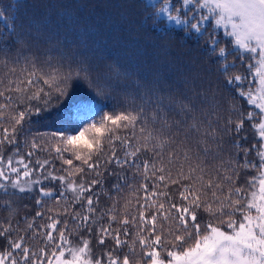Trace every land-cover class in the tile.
Returning a JSON list of instances; mask_svg holds the SVG:
<instances>
[{"label":"snow or ice","instance_id":"obj_1","mask_svg":"<svg viewBox=\"0 0 264 264\" xmlns=\"http://www.w3.org/2000/svg\"><path fill=\"white\" fill-rule=\"evenodd\" d=\"M140 5V11L143 14L142 24L157 30L164 28L160 35H168L169 31L180 30L184 33L185 41L192 39L198 43L208 32V28L205 27L206 22L211 20L212 32L209 33L210 38L206 45L207 53L219 63L218 71L223 74L224 87L233 91L234 96L245 99L250 110L245 114L242 108H237L230 102L229 110L239 112L240 119L234 121L229 116L220 125L221 118L217 116L215 124L220 125L217 128L213 126V121L208 120L205 126V120L197 117L194 97L173 99L170 94H161L158 89L151 92L145 91L142 94L137 93L131 100H126L118 106L113 105L110 111H103L98 106H89L78 116L75 128L62 129L53 134L60 140V146L54 149L55 153L62 159V165L68 166L67 168L62 166L60 169L66 175H56L54 170L47 167L51 163L50 160L37 159L34 168L31 160L26 162L25 156L20 155L16 126H22L25 116L31 110L29 105L24 111L18 112V118L10 117L15 121L11 129L0 125L3 131V135L0 136V146L12 145L15 153V158L9 155L7 159L0 153V189L4 190L5 194H8L9 189H13L15 192L12 194L23 195H31L34 191H38L39 197L36 203L41 207L45 198H55L59 203L70 191L73 193L72 206L86 205V214L70 213L67 204L63 212L71 214L78 228L83 227L91 233L93 228L90 225L98 223L92 219V214L96 211L94 204H98L99 194H96L97 198L94 201L93 195L89 193H92L94 186L101 183L99 177H102L103 173L100 170L103 168L108 171L113 165L119 168L135 165L137 155L142 149L149 147V141L155 139L152 134L153 129L148 128L149 123L158 124L160 126L158 131L161 134L172 133L173 129L184 130L185 139L177 140L176 134L166 135L151 149L155 151L159 148L161 151L156 155L162 159L165 147L171 148L172 145H176L169 153V163L179 159L181 153L185 161L192 159V149L187 142L194 137L197 146L203 145L200 151L203 152L204 157L211 155L213 159L220 158L225 151L224 137L227 136L236 149L234 156L237 159L232 156H229L227 160L221 159L220 164L213 169H208L203 161L195 166L190 164L187 175L181 165L177 179L171 178L169 170L167 179L171 183H178L182 179L193 180L195 177L194 183L198 182L200 187H194L193 183L184 185L180 197L185 203L180 206L174 203L169 204L167 209L161 203L150 219L140 212V222L148 228L146 236L138 235V240H133L131 244L127 240H121L119 229L110 227L116 220L115 216H111L109 227L101 226L97 230V242L98 245L103 246L106 238L111 236L117 248L127 245L132 255H136L134 249L138 242L149 264H264V0H179L178 6L172 0H140ZM7 7L15 8V12L5 15V8L0 7V24L7 29V33L0 32V37L16 32L14 21L18 19V13L24 5L22 0H15ZM62 15L64 22L71 30L75 23L72 11L66 10ZM10 20L13 22L10 23ZM149 21H151L150 25ZM173 25L174 27L170 28ZM218 28H223L224 35L230 38L231 50L226 47L217 49L220 43L216 35ZM79 38L81 42H86L83 35ZM0 49L6 52L7 43L0 45ZM237 52L239 53L237 58L241 62L247 54L249 59L247 67L253 79L249 80L247 76L239 74H228L229 69L236 67L235 60L229 61L228 56ZM3 63L7 67V61ZM9 73L14 74L15 69H9ZM71 75L72 72L61 73L59 68H53L44 74L43 84L50 89L62 91L60 85ZM40 79L41 76L34 64L33 71L28 74L26 81L20 78L9 79L7 85L0 90V97H4L9 102L0 104V118L5 116V112L10 107H14L12 104L14 99L20 104H24L26 100L41 99V93L44 92L41 87L30 95H25L32 86L39 83ZM244 81H247V90L242 83ZM2 84L3 81L0 80V85ZM12 92L19 95L14 98L11 95ZM44 95L47 97L49 93ZM222 99H217L216 92H212L211 96L205 93L200 95L199 103L210 104L213 109H217ZM36 111L39 112L40 109L36 108ZM200 111L207 117L203 109ZM97 116L99 119H96ZM246 120L258 133L256 139L259 141V148L256 144L253 145V150L257 152V160L254 161L248 160L250 150L244 148V160L240 163L238 157L241 144L242 141L247 140V136H240V133L244 131ZM210 141L215 143V151L212 150ZM31 146L33 149L37 148L35 140L32 141ZM119 152H122V155L118 154ZM65 153L70 154L72 159L63 158ZM33 155V151L26 153L28 157ZM195 155L199 161L200 153L197 152ZM73 160L80 163L74 165ZM142 163L146 171L152 167L153 174L155 171H165L163 166L156 169L155 164L150 166L147 161ZM72 169L75 171L73 172ZM240 169L245 171L258 169L257 175L248 179L247 189L243 185L236 186L240 178ZM86 173H94L97 179H92L88 183L84 179ZM197 173H199L198 176ZM109 174L118 175L116 172H109ZM77 175L80 177L78 183L75 178ZM205 175L210 177L206 182ZM157 179L162 182L166 177L160 175ZM44 181L60 182L63 191L46 188ZM226 184L230 187L225 194ZM143 187L147 191V185ZM113 188L119 190V184L113 185ZM153 195L167 196V193ZM201 209L209 217L203 227L197 217V211ZM112 211L114 209L107 210L108 213ZM42 215V212L36 213V217ZM158 216L162 219L159 227L157 226ZM237 216L240 219H236ZM49 219H52L50 224L40 227L50 231L43 234L33 232V238L43 236L44 246L38 249L28 245L24 236L13 240L10 236L13 228L9 222L8 226L0 231V238H6V246L0 249V264H104L101 258L92 259L88 239L81 237L80 243L73 245L64 230H59L58 238L54 237L53 231L57 230L59 221L52 217ZM135 219L133 217V222ZM169 221L171 224L165 228L163 223ZM128 223L127 217L121 221L125 235L128 234L126 227ZM34 227L33 223L27 225L28 229ZM65 227L67 228V221H65ZM145 227H140L139 232L143 233ZM158 248L166 252V262L161 258V251H158ZM106 255L107 264H132L128 254L123 256L122 262L119 257L112 255V251H108ZM136 264H139V261Z\"/></svg>","mask_w":264,"mask_h":264},{"label":"trees","instance_id":"obj_2","mask_svg":"<svg viewBox=\"0 0 264 264\" xmlns=\"http://www.w3.org/2000/svg\"><path fill=\"white\" fill-rule=\"evenodd\" d=\"M14 2L15 0H0V7L5 8V15L15 12V8L7 7ZM22 3L24 7L18 13V19L14 21L16 32L0 37V45L5 42L8 45L6 52L0 49V80L3 81L0 90L7 85L9 79L20 78L26 81L28 74L33 71L34 64L41 79L25 95H30L38 87L43 88L44 92L41 93V99L26 100L24 104L17 103L14 99L12 101L14 107H10L5 112V116L0 118V125L11 129L15 121L10 117L18 118V112L24 111L31 105V110L25 116L22 126H16V139L20 155L25 156L26 162L31 160L34 168L37 159H48L51 161L47 166L49 169L54 170L56 175H66L60 169L62 166L64 168L68 166L62 165V159L57 157L54 150L60 146V140L53 134L62 129L75 128L78 116L89 106H98L103 111H110L113 105L118 106L126 100H131L137 93L142 94L145 91L151 92L158 89L161 94H170L173 99L194 97L197 105L195 113L197 117L205 120V126L208 120L213 121V126L217 128L229 116L234 121L240 119L239 112L229 110L230 102L237 108H242L245 114L250 110L245 99L234 96L233 91L224 87L223 74L218 71L219 63L207 53L206 45L210 38L209 33L212 32L210 25L206 26L208 32L197 43L192 39L185 41L184 33L180 30L169 31L168 35H160L164 28L157 30L142 24L143 14L140 11V0H22ZM173 3L178 6L179 0H173ZM66 10L72 11L75 17V23L71 30L69 25L64 22L62 15ZM148 24L150 25L151 21ZM0 32L7 33V29L2 24H0ZM81 35L84 36L86 42H81L79 38ZM216 35L220 40L217 49L219 47L232 49L229 37L220 31H216ZM238 55L237 52L228 56L229 61L235 60L236 63V67L229 69L228 74L247 76L251 80L252 77L247 67L249 63L247 54L244 55L243 62L237 58ZM5 60L7 67L3 63ZM13 68L15 73H9V69ZM53 68H59L61 73L72 72L71 77L60 85L62 91H57L55 88L50 89L43 84L44 74ZM242 83L247 90V81ZM13 87H15L14 84ZM212 92L217 93V99L223 98L217 109H213L210 104L199 103L201 94L207 93L211 96ZM44 93H49V96L46 97ZM11 95L15 98L19 94L12 92ZM7 103L9 102L4 97H0V104ZM36 108H39L40 111L37 112ZM200 109L207 113V117ZM217 116L221 118L220 125L215 124ZM96 119H99V116ZM256 122H259V117ZM159 127L158 124L149 123L148 128L153 129L152 134L155 139L149 141V147L142 149L137 155L135 165H125L123 168L113 165L108 171L103 168L100 170L103 173L102 177H99L101 183L94 186L92 193H89L93 195L94 201L97 198L96 194H99V202L94 204L96 211L92 214V219L98 223L90 225L93 228L91 233L83 227L78 228L73 222L71 214L63 212L67 204L70 213L86 214V205L84 207L80 204L72 206V192H67L66 197L59 203L55 198H45L43 207H41L36 203V199L39 197L38 191H34L31 195H23L12 194L15 192L13 189H9L8 194L0 189V231L10 222L13 228L10 236L13 240L24 236L28 245L38 249L44 246L43 236L39 235L33 238V232L43 234L50 231V229L40 226L50 224L52 219L49 217H52L59 221L57 230L53 231L54 237L58 238L59 230H64L73 245H78L81 237L88 239L94 259L101 258L103 261H107L106 254L108 251H112V255L119 257L120 260L125 254H128L132 264H136L137 261L139 264H149V260L144 258L138 242L134 249L136 255H132L127 245L117 248L115 240L111 236L106 238L103 246H100L97 242V230L101 226L109 227L110 217L115 216L116 220L111 223L110 227L119 229L120 239L127 240L131 244L133 240H138V235L146 236L148 234V228L140 222V212L150 219L152 214L157 212L161 203L166 209L169 204L174 203L178 206L184 204L185 202L180 197L184 185L193 183L194 187H200L198 182L194 183L195 177L193 180L182 179L178 183H171L167 179L169 170L171 178L177 179L181 165L187 175L190 164L195 166L203 161L208 169H213L220 164L221 159L227 160L229 156L237 159L234 156L236 149L227 136L224 137L225 151L217 159H213L211 155L204 157L203 152L200 151L203 145L197 146L194 137L193 140L187 142V145L192 149V159L185 161L181 153L179 159H174L169 163V153L176 145H172L171 148L166 146L162 159L156 155L161 151L159 148H156L155 151L151 149L166 135L176 134L177 140L185 139L184 130L173 129L172 133L161 134L158 131ZM2 135L3 131L0 127V136ZM244 135L247 136V140L242 141L241 144L238 157L240 163H243L244 160V148L250 150L248 155L250 161L257 160V152L253 150V145L256 144L259 148V141L256 139L258 133L254 131L252 124L247 120L244 124V131L240 133V136ZM33 140L37 144L36 149L31 146ZM209 143L212 150L215 151V143L211 141ZM29 151L34 152L32 157L26 156ZM197 152L200 153L199 161L195 155ZM0 153L4 155L5 159L9 155H13L15 158L12 145L0 146ZM118 154L122 155V152ZM63 158L72 159V156L65 153ZM143 161H147L150 166L155 164L156 169L163 166L165 171H155L153 174L152 167L146 171ZM73 163L78 165L80 162L73 160ZM72 171L75 170L72 169ZM109 172H116L118 175H110ZM257 172L258 169L247 171L240 169V178L237 180L236 186L243 185L247 189L248 179L256 176ZM160 175L166 177L162 182L157 179ZM196 175L198 176L199 173ZM75 178L78 183L79 175ZM209 178L208 175H205V182ZM84 179L90 183L97 177L94 173H86ZM117 183L119 190L113 188V185ZM144 185H147V191H145ZM44 186L55 191H63L58 181H44ZM228 187L230 185L227 184L224 187L225 194ZM161 192H166L167 196L153 195ZM147 205L152 206L148 207ZM108 209H114V211L108 213ZM37 212H42L43 215L36 217ZM34 217L35 220H33ZM125 217L129 221L126 225L127 235H125L124 226L121 224ZM133 217L136 218L135 222H133ZM197 217L202 227L209 219L202 209L197 211ZM236 219H240V217L237 216ZM65 221H67V228ZM29 223H33L35 227L28 229ZM161 223L162 219L158 216L157 226L159 227ZM170 224L169 221L163 223V226L167 228ZM140 227H145L143 233L139 232ZM5 246L6 238H0V249ZM157 250L161 251L159 248ZM161 258L167 260L165 251H161Z\"/></svg>","mask_w":264,"mask_h":264},{"label":"rangeland","instance_id":"obj_3","mask_svg":"<svg viewBox=\"0 0 264 264\" xmlns=\"http://www.w3.org/2000/svg\"><path fill=\"white\" fill-rule=\"evenodd\" d=\"M172 2H173V0H172ZM211 20L209 21V22H206V24H205V27L207 26V25H210L211 26ZM216 31H220V32H223V34H224V29L223 28H218V29H216ZM253 72L255 71V69L253 68V70H252ZM252 77V76H251ZM252 79H253V77H252ZM92 256V255H91ZM92 259H94L93 257H92ZM167 260H165V262H166ZM104 262V264H107V261H103ZM121 262H122V260H121Z\"/></svg>","mask_w":264,"mask_h":264}]
</instances>
